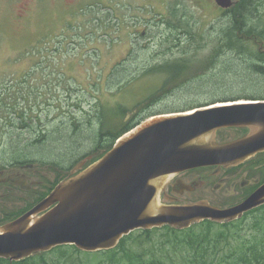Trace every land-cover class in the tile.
Masks as SVG:
<instances>
[{
  "label": "rangeland",
  "instance_id": "rangeland-1",
  "mask_svg": "<svg viewBox=\"0 0 264 264\" xmlns=\"http://www.w3.org/2000/svg\"><path fill=\"white\" fill-rule=\"evenodd\" d=\"M132 1L0 0V169L25 161L48 175L49 180L58 170L76 169L71 177L78 176L113 146L105 149L102 145L110 143L100 146L84 139L76 155L64 158L61 152L55 155L49 147L47 151L41 144L28 145L26 141H35L39 132L41 135L62 130L69 123L82 126L84 136L98 134L103 138L102 132L107 131H98L99 106L110 120L117 114L116 106L125 107L124 120L129 123L144 109L142 119H137L132 129L155 116L194 110L179 111L180 101L173 98L175 95L159 102L157 97L152 100L151 95L160 90L166 75L159 68L167 60L191 58L197 66L209 59L214 46L224 40L218 38V31L227 27L231 19H240L236 13L242 0L226 12L216 0H160L157 6L163 13V23L159 21L154 29L138 22L155 21L157 13H152L146 4L140 15L134 6L131 12L128 4ZM259 1L262 4L256 12L261 13L264 22V0ZM181 27L187 33L181 31L176 36ZM260 27L261 23L257 30ZM254 45V52L264 51V40ZM250 100L254 101H235ZM220 103L225 102L213 105ZM118 138H112L114 144ZM17 143L22 148L19 154L11 150ZM163 227L166 226L156 227L148 237L140 233L136 243L134 240L129 246L142 252V245L152 238L146 248L157 245L159 253L176 261L173 250L160 246L167 232ZM152 229L155 227L148 231ZM48 252L45 258L49 264H114L113 257L106 253L79 254L76 250L60 259L56 251Z\"/></svg>",
  "mask_w": 264,
  "mask_h": 264
},
{
  "label": "water",
  "instance_id": "water-1",
  "mask_svg": "<svg viewBox=\"0 0 264 264\" xmlns=\"http://www.w3.org/2000/svg\"><path fill=\"white\" fill-rule=\"evenodd\" d=\"M234 1L216 0L224 9ZM227 126L253 131L231 143H216V130ZM263 150L264 101L155 116L121 135L81 174L64 180L29 212L1 227L0 257L19 261L67 244L86 252L111 250L138 229H187L207 219L241 218L264 203V186L228 209L203 202L167 204L160 195L174 174L236 163Z\"/></svg>",
  "mask_w": 264,
  "mask_h": 264
},
{
  "label": "trees",
  "instance_id": "trees-1",
  "mask_svg": "<svg viewBox=\"0 0 264 264\" xmlns=\"http://www.w3.org/2000/svg\"><path fill=\"white\" fill-rule=\"evenodd\" d=\"M261 4L259 0L241 1L236 13L237 16L240 15V19L237 17L231 19L227 27L218 31V38H224V40L214 46L208 55L209 59L196 64L197 66L192 64L189 60L191 58L167 60L161 67L159 66L160 71L166 75L162 80L160 90L151 95L152 100L157 97L155 100L159 102L169 95H172L171 97L175 95L173 98L180 101L181 110L179 111H185L219 101L228 102L241 98L263 97L264 51H253L254 42L264 40V24H262L264 22H261V13L258 15L256 12L257 6L261 7ZM237 8L232 11L235 12ZM260 23L261 27L257 30ZM177 31L179 32L176 36L185 30L181 27ZM203 100L207 102L197 105V102ZM116 111L117 114L110 120V117L104 115L102 107H98L97 119L98 125L101 126L98 131H107V133L102 132L103 138H99L98 134L90 137L84 136L81 132L82 126L69 123L62 130L53 128L56 130H52L50 134L40 135L38 131L37 141H26V144H41L43 149L47 151L51 149L52 154L57 155L61 152V155L63 153L64 158L76 155L79 148L83 147L80 144L84 139L96 141L95 144H100V146L110 143L106 144L107 146L102 145L105 149H109L113 146L115 138L131 130L134 124L142 119L140 116L144 109L135 115L130 123L124 120L125 107L116 106ZM150 113L151 111L147 116ZM115 121L116 126H114ZM58 131H60L58 135H52ZM54 144H56L55 148ZM19 145L20 143H17L11 148L13 153H21L22 148ZM45 153L42 152V154ZM55 160L59 161V159ZM250 217V221L246 222V219ZM163 228L167 232L164 234L166 236L163 235L165 239L160 246H167L168 251L173 250L177 255L176 261H170L169 258L159 253L157 245L151 249L146 248L148 243L153 242L152 238L150 242H145L143 247L140 246L143 249L142 252L134 251L132 246H129L134 240L136 243L140 233L148 237L158 228L149 231L135 230L124 236L116 248L84 254L106 253L113 257L114 264H264V206L250 211L242 219L236 221L219 223L204 220L187 229H177L169 225ZM76 250L79 254L83 253L75 245L58 246L51 252L56 251L60 259H65ZM48 253H39L13 263L0 257V264H49L45 258Z\"/></svg>",
  "mask_w": 264,
  "mask_h": 264
},
{
  "label": "flooded vegetation",
  "instance_id": "flooded-vegetation-1",
  "mask_svg": "<svg viewBox=\"0 0 264 264\" xmlns=\"http://www.w3.org/2000/svg\"><path fill=\"white\" fill-rule=\"evenodd\" d=\"M159 1L134 0L128 4V7L133 12L134 6V11H138L137 14L140 15V12L144 11V5H148L152 13H157V19L149 23L139 20L138 24H145L148 28L154 29L158 27L159 21L163 23V13L157 6ZM163 1L161 0V3ZM228 10L222 9L225 12ZM253 100L243 102L261 103L264 101V96ZM252 131L253 129L248 126L222 127L216 130L215 142L218 144L231 143L249 136ZM72 173L73 170H58L54 173L53 179L49 180L48 175L40 173L39 170L34 169V164L25 161L12 162L6 168H1L0 228L29 212L65 178L71 177ZM263 186L264 151H259L236 163L199 166L174 174L167 181L160 199L166 203L170 201L175 204L203 202L214 207L228 209L240 205ZM263 206L264 203L254 209ZM254 209L244 213L243 217Z\"/></svg>",
  "mask_w": 264,
  "mask_h": 264
}]
</instances>
